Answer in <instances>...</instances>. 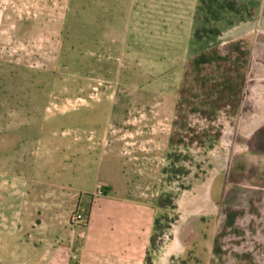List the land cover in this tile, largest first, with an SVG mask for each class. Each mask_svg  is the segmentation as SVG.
Instances as JSON below:
<instances>
[{"label": "rangeland", "instance_id": "374dc122", "mask_svg": "<svg viewBox=\"0 0 264 264\" xmlns=\"http://www.w3.org/2000/svg\"><path fill=\"white\" fill-rule=\"evenodd\" d=\"M98 2L0 0V19L6 12L12 24L42 21L48 44H53L39 52L49 59L47 62L29 61L32 48L23 43L0 45V185L7 182L0 187V217H9L8 183L23 197L25 186L48 184L53 186L50 206L57 193L64 192L74 200L72 207L67 203L58 206L60 221L66 225L49 236L50 249L62 254L58 246H70L73 252L74 244L78 246L81 241L71 245L67 235L75 227V234L81 238L77 231L85 226L91 207L89 232L96 240L83 242L79 264H105V250L126 248L128 244L132 248L131 242L139 253L144 247L146 259L151 236L146 223L143 237L133 239L125 235L120 222L97 217L99 209L111 210L114 205L108 206L102 196L91 201L84 193H92L105 181L108 163L97 140L106 134L111 122H172L168 146L173 177L179 181L175 185L164 181L162 194L163 200L171 196L175 211L163 209L156 216L166 218L161 223L166 229L156 235L163 238L157 240L165 248L150 259L151 264H166L167 257L185 260L189 252L200 263L264 264V0L241 1L240 15L220 14L215 23L206 22V15L197 11L198 0H105V6ZM178 5L184 9L174 16L181 17L179 29L184 35L189 30L192 8L193 31L216 29L219 37L204 34V39L196 42L192 32L175 108L156 102L162 96L153 95L145 96L141 108L135 110L137 95L133 91L142 85L151 88L154 81L143 78V63L159 60L170 69L179 55L170 40L164 37L161 43L156 41L150 28L142 32L136 22L143 15L151 19L153 10H158L166 22V9ZM78 10L82 15L79 21L74 17ZM106 26L112 30L95 32ZM104 33L110 46H94L89 40L91 34L102 38ZM201 53L219 54L225 61L216 59L194 68L193 60ZM169 72L164 77L165 86ZM184 186L187 190L177 191ZM207 195L218 209L213 242L221 237L219 243L226 242L228 249L219 257L212 251L204 260L205 248L211 244L210 228L195 217L210 213L211 207L205 204ZM12 199L18 209H32L29 199ZM230 210L239 214L240 227L231 229L233 235L224 236L226 222L221 216ZM77 216L80 223L75 224L72 219ZM185 219L190 220V227L184 233L187 248L182 249L176 241ZM0 237V264H14L10 240L3 234ZM116 257L114 254L109 259Z\"/></svg>", "mask_w": 264, "mask_h": 264}, {"label": "crops", "instance_id": "0c3cea01", "mask_svg": "<svg viewBox=\"0 0 264 264\" xmlns=\"http://www.w3.org/2000/svg\"><path fill=\"white\" fill-rule=\"evenodd\" d=\"M104 1L100 0L98 3L105 6ZM180 2L182 3V0H180ZM183 9L181 5L173 8L168 7L166 11L169 17L166 19V22L158 15V10H153L151 19L143 15L136 22L138 29L140 27L143 28L142 32L146 30L144 28H150L153 31L156 41L161 43L164 37L170 40V45L174 46L179 51V55L176 59L172 60V64L174 61L175 63L170 69L165 68L167 66L159 60H155L153 63L148 61L146 64L141 61L143 63L142 70L146 73L143 78L145 79L146 76L148 79L153 78L154 83L152 82L153 86L150 85L152 89L147 88L146 85L138 86L135 91L132 89L135 95H137L135 103H133L135 105V110L141 108V100L144 101L145 96L150 97L153 95L155 97L162 96L156 98V102L158 101L161 104L166 103L168 107L170 106V109L175 108L177 103L176 100L178 99L177 96L180 93L182 80L184 78V65L186 64L188 48L192 41L193 32L192 8H190L191 22L189 24L188 33L184 35L181 29H179L182 19L181 17H176L178 16L176 13L182 12ZM74 17L75 20L79 21L80 17H82L81 11L78 10L74 14ZM9 19L8 13L3 12L0 19V45L5 44L13 46L17 43H23L27 48H32L29 61H49L48 58L42 57V54H39L44 47L53 46V44H48L49 38L45 33L43 22L39 21L40 23H37L36 20H28L14 22L12 24ZM63 23L64 21H62V27L60 28L62 30ZM95 30V32L104 30L105 33H107V31H111L112 29L106 26V28L100 27ZM105 33L102 38H98L96 35L91 34L89 40L94 41V46L98 44L106 47L110 46L109 43L105 42L109 39ZM123 37L124 36H122V38ZM3 39L5 40L4 43L2 42ZM172 67H175V69H172L173 71H171ZM168 72L171 73V75L168 79V86H165V75ZM158 83L159 86L157 85ZM157 105L159 106V104ZM158 110L161 111L162 108L159 106ZM107 127L109 129L106 130V134L97 140L100 147L105 150V157L108 163L106 172L103 176L105 181L103 184L96 187L97 189L102 188L103 192L96 189L92 193L84 194L89 196L91 201L96 197L102 196L105 200L104 202L108 206L110 204L114 205L111 210L106 208L99 209L100 212L96 215L101 221L104 220L106 222L111 219L112 223L114 221L120 222L121 226L125 228V235L133 239L143 237L144 223H146V231L149 232V236L150 234L152 236L153 224L155 219H157L156 216L158 212L163 211L159 205L163 187L162 171L166 166V156L168 154V145L172 133V122H111ZM109 164L112 166L109 167ZM3 184L4 186L0 185V187H5L7 182H3ZM8 185L9 195L11 197L9 203V217L6 218L1 215L0 234H3V237L8 238L11 242L12 246L10 247L9 254L12 256V262L14 264H79L83 242L88 240L93 243L96 240V238H93V233L89 232L91 231V219L93 218L91 207H89L88 210L86 223L83 227L84 230L82 228L77 231V234H79L81 238H78L75 234V227H73L67 235V240H69L70 244L74 243L77 239H79L81 243H79L78 246L74 244L72 253L69 245L67 248L58 246L59 249L64 252H62V254H57L52 248L50 249L49 236H52V234H55V231L61 228L64 229L66 225L63 221H60V210L58 206L67 203V206L72 207L74 200L64 192L61 194L57 193L54 194V202L50 206V188L53 186L48 184L33 185L30 187L25 186L26 191L24 195H26V197H23V193H20L17 187L10 183H8ZM185 190H187V187L184 186V189L181 190L180 193ZM13 197L29 199L32 209L27 211L18 209L17 201L12 199ZM79 203L80 198H78L76 206ZM23 204L28 205L26 202ZM115 204L117 206H115ZM205 204L211 207L210 213L201 215L199 218L195 217L196 221H202L210 228L209 238L211 239V244L205 248L206 255L203 257L204 260L212 254L213 239L216 235L214 228L219 223L218 216L216 215L218 210L217 203L211 200L210 195H207L205 198ZM118 206L120 208H118ZM71 212L72 210L68 213ZM160 215H162V213ZM178 215L180 214L178 213ZM102 227L103 224L99 226L100 231H102ZM189 227L190 220H183L176 241L177 245L182 249L187 248L184 242V233ZM199 235L200 234L197 236ZM1 241L2 238L0 237V250L3 249L1 248ZM131 244L132 248H130L128 244L126 248L123 246V248L105 250L103 262H105V264H113L114 262H116V264L118 262H120L119 264H144V260H146L144 247L142 246L140 248L141 252L139 253V250L136 249L133 242H131ZM164 248L165 247H162L158 253L154 255H161ZM74 254L76 256H74ZM114 254L117 255V257L115 259H109V256ZM176 258V260H173V257H167L166 264H175L181 261L179 257ZM73 259H77V262L73 261L72 263ZM209 263L208 261L206 263L202 260L201 263L196 262L193 264Z\"/></svg>", "mask_w": 264, "mask_h": 264}, {"label": "trees", "instance_id": "16d2710c", "mask_svg": "<svg viewBox=\"0 0 264 264\" xmlns=\"http://www.w3.org/2000/svg\"><path fill=\"white\" fill-rule=\"evenodd\" d=\"M241 1H249V0H198V5H197V11L200 13H204L206 15V22L211 21L212 22H217L219 19L220 14H235V15H240L241 14V10H238V8L241 7ZM248 15V14H247ZM252 15L249 14L247 17H251ZM204 34L206 35H212L214 36V38H218L219 37V32L216 29H212L210 31H206L205 29H203V27H201L200 29L194 28L193 31V39L196 42H200L202 39H204ZM218 55V56H217ZM212 54L211 56H207L203 53L198 54L194 60H193V66L194 68H199L205 65H209L211 63H213L216 59L217 61L222 62L225 61V58L223 56H220L219 54ZM171 143V142H170ZM170 146V144H169ZM169 146H168V154L166 156V166L164 167L163 171H162V185L164 186L165 182H167L168 184L173 183V185L178 184V177L177 180H175V176L173 177V175H175V173L173 172V167L174 164L173 162H171V153L169 152ZM190 174V172H185V176L187 177ZM185 179V178H184ZM165 181V182H164ZM176 181V182H175ZM184 187H181L179 189H177V191H181L183 190ZM163 192V190H162ZM168 197L167 200H163V194L161 196L159 205L162 209H168L171 212L175 211V206L173 203V200L171 198V196H166ZM238 213L234 212V211H225L223 216H221L224 220H225V228L224 230V236H227L228 234L233 235L234 232L231 231V229L233 228H237L240 227L239 225V217H238ZM166 221L165 217H161V218H157L154 221L153 224V234L150 238V242H149V250L147 251V257H146V264H151L150 259L152 258V256L156 253H158V251L163 247L162 244H158V240L162 239L161 237L157 238V232L162 229H166V228H162L161 227V223ZM177 221V217L174 219V224ZM230 229V232L228 233ZM168 229V228H167ZM158 239V240H157ZM221 239V237H218L214 240L213 242V254L215 256H221V255H225L227 254V243L222 241L219 243V240ZM189 256L187 257V259L185 260H181L176 262L175 264H192V263H196V261H194V256L189 252L188 254Z\"/></svg>", "mask_w": 264, "mask_h": 264}, {"label": "built area", "instance_id": "2783aa9c", "mask_svg": "<svg viewBox=\"0 0 264 264\" xmlns=\"http://www.w3.org/2000/svg\"><path fill=\"white\" fill-rule=\"evenodd\" d=\"M79 220H80V217L77 216V217H74V218L72 219V222L75 223V224H78V223H80Z\"/></svg>", "mask_w": 264, "mask_h": 264}]
</instances>
